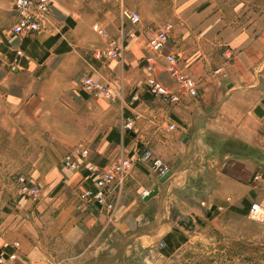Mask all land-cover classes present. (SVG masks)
<instances>
[{
	"label": "crops",
	"instance_id": "1",
	"mask_svg": "<svg viewBox=\"0 0 264 264\" xmlns=\"http://www.w3.org/2000/svg\"><path fill=\"white\" fill-rule=\"evenodd\" d=\"M148 1L124 5V0H115L111 10L99 4L100 12H89L83 0H52L48 19L34 32L37 43L43 45L66 26L49 49H55L60 41L72 47L76 45L74 32L94 22L109 32L98 47H105L109 40L123 44L117 59L101 61L90 76L110 86L111 96L103 100L111 109L122 103L134 125L124 133L118 122L111 123L98 139L87 141L86 160L103 166L136 158L145 150L151 156L133 165L120 188H112L109 198H115L117 204L109 218L104 209L78 198L92 182L86 171L67 169L51 150L29 152L25 177L40 188L36 199L20 196L15 183L0 177V250L16 255L2 264H98L120 248H150L159 246L169 234L176 240L183 236L185 239L177 240L172 250L167 243L160 248L161 255L170 256L188 240L183 221L198 215L206 205L229 206L226 201L236 197L233 192L244 191L241 182L233 181L225 169L224 160L230 153L224 150V143L235 141L245 147L263 138L258 134L264 119V10L260 1L169 0L170 10L165 12L157 10V4L156 10H148ZM131 11L140 16L135 25L128 21ZM168 22L172 28L157 54L155 75L176 88L164 67L165 56L173 54L177 70L190 75L198 90V96L183 94L175 103L146 92L142 65L149 39ZM12 39L4 36L9 45ZM71 51L48 57L53 70L25 73L15 68L3 73L0 121L15 128V135L24 126H55L56 96L67 91L62 77L67 71H61L62 62L69 59L65 54ZM25 74L32 79L28 85L38 89L33 94L38 95L35 102L27 98L31 93L24 82ZM73 78L69 81L71 89ZM79 91L83 99L93 97L80 86ZM44 94L48 95L47 109L38 104L45 100ZM170 124L175 128L169 129ZM112 130L116 140L107 137ZM215 150L218 155L213 154ZM19 155L23 159L22 150ZM153 159H159L169 172L163 181L151 167ZM209 186L210 197L206 195ZM154 187L157 192L145 199ZM244 197L242 193L240 200Z\"/></svg>",
	"mask_w": 264,
	"mask_h": 264
},
{
	"label": "rangeland",
	"instance_id": "2",
	"mask_svg": "<svg viewBox=\"0 0 264 264\" xmlns=\"http://www.w3.org/2000/svg\"><path fill=\"white\" fill-rule=\"evenodd\" d=\"M168 1L151 0L148 1L149 7L147 8L148 10H156L157 4V10L165 12L170 10L167 6ZM259 1L264 10V0ZM152 2L155 4L154 6L151 5ZM12 3L13 0H0V114L1 104L4 103L3 88L5 84H1L5 81L1 78L4 76L3 73L15 68L25 73L53 70V68H49L52 63H49L50 58L48 57L60 54L54 48L47 50L43 45L37 43L35 33L12 35L10 28L15 22ZM128 3H139V0H124V5ZM99 4L104 6V10H111L113 5L115 6V0H83L82 5H86L85 9L89 12H100ZM135 10L137 9L135 8ZM168 23H164L162 26ZM93 24L94 22L90 23L85 30L74 32L76 45L69 47L72 51L65 54L69 56V59L62 62L64 68L61 71H67L62 76L64 77V84L67 85L65 87L67 91L56 96L55 126H24L22 132L20 133L18 129V133L15 135V128L4 126L0 121V171L2 172L0 177L5 181L15 183L17 191L19 188L18 178L25 177L28 154L32 150L38 148L51 150L56 161L60 164L64 156L70 154L75 148L86 149L84 146L87 145V141H90L91 138L98 139L111 123L117 124L118 122V126L122 129L124 120L130 117L126 115V108L122 103L118 105L119 107L111 109L108 107L109 102L103 100L108 98L89 97L88 95V99L81 97L80 80L90 76L92 69H95V66L99 65L101 61L117 59L98 54L104 48L98 47L99 41L107 38L109 32L103 29L106 36H100L93 29ZM67 25L71 26L70 23ZM170 31L171 29L169 33ZM53 32L56 33V30L54 29ZM53 32L47 31L46 33ZM59 32L62 33L60 29ZM4 36L13 38L12 45L6 43ZM25 38L28 39V42L26 49H22V42ZM11 47L21 50L16 62L13 61L16 50ZM45 54L47 55L46 63L43 64ZM72 76L75 78V80L73 78L75 83L71 89L69 81H71ZM24 82L26 88L29 87V93H31L27 95V98H34L33 102H35L36 97H38V95L33 96L38 92V89L34 88L36 85H28L32 79L27 74L24 76ZM43 98L45 100H40L38 104L47 109L49 105L48 95L44 94ZM94 134L97 135L93 137ZM258 134L263 138L255 144H248L245 147L242 143L235 141L224 143V150L226 153H230L229 156L226 154L227 158L224 160L225 169L233 181L241 182L244 191L233 192L236 197L226 201V204L231 203L230 207L211 206L207 208L206 205L205 208L198 211V215H193V218L190 217L183 221V228L189 232L187 233V242L180 249L170 256H163L161 255V247L156 245L150 248H135L134 250L132 248L129 250L120 248L119 252L112 257L104 256L103 261L98 264H264V223L256 222L247 216L251 203L264 202V119L258 127ZM38 138H40L39 142L37 141ZM20 139L23 141L19 142ZM20 150L23 151V159L19 157ZM245 152L247 157L243 158ZM213 154L218 155L219 153L215 150ZM74 160L79 161V158ZM137 163L135 161L134 165ZM256 175L259 177L255 178ZM210 188L211 186L206 192L209 197L213 195L212 188ZM242 193L245 194V197L241 201ZM246 206L248 207L246 213L231 209L233 207L243 209ZM174 241H176L175 238Z\"/></svg>",
	"mask_w": 264,
	"mask_h": 264
},
{
	"label": "built area",
	"instance_id": "3",
	"mask_svg": "<svg viewBox=\"0 0 264 264\" xmlns=\"http://www.w3.org/2000/svg\"><path fill=\"white\" fill-rule=\"evenodd\" d=\"M52 0H13V10L15 13V22L10 30L12 35L32 34L39 31L43 23L48 19ZM128 20L131 24L139 23L140 16L136 11L128 13ZM171 24H165L149 39L148 52L142 59V65L146 72L145 90L153 97H158L165 102L175 103L180 101L183 94L189 96H198L197 84L190 76L177 70L176 58L173 54L165 56V71L176 86L172 89L170 85L160 81L155 75V68L157 65V54L163 49L168 40V33L171 29ZM93 29L98 32L100 36H106L105 31L98 25L94 24ZM123 50V44H117L114 41H109L106 47L98 52L99 55L107 58H118ZM16 62L21 50L15 51ZM80 89L84 93L93 97L109 98L111 96L110 86L107 83L94 80L91 76L84 77L80 82ZM135 99V97H134ZM134 120L127 117L123 124L122 130L128 132L132 130ZM175 128L174 124L169 125V129ZM73 156L80 160H74ZM88 150L84 148H75L70 154H67L62 159V165L72 171H86L92 178L89 186L85 187L78 193V198L86 203H92L104 209L109 218L113 217L117 201L114 198H109L112 188H120L128 177L135 161H145L150 158L151 153L148 150L141 152L136 158H122L109 162L103 166H99L94 162L86 160ZM151 167L163 175L166 168L162 165L159 159L151 160ZM259 176L256 175L255 178ZM19 188L18 193L29 198H37L40 194V188L27 178L21 176L18 178ZM118 191V190H117ZM147 192L144 191V194ZM247 216L259 223H264V202H253L250 205ZM161 248L165 247L163 241L159 242ZM16 255L14 252L8 253L5 250H0V264L6 260H14ZM33 264V263H30Z\"/></svg>",
	"mask_w": 264,
	"mask_h": 264
},
{
	"label": "trees",
	"instance_id": "4",
	"mask_svg": "<svg viewBox=\"0 0 264 264\" xmlns=\"http://www.w3.org/2000/svg\"><path fill=\"white\" fill-rule=\"evenodd\" d=\"M67 28H66V26H64L62 29H61V32H64L65 30H66ZM59 37H60V33H57V34H55L54 36H51V37H49L47 40H45L44 42H43V46L45 47V48H47V49H49L55 42H57V40L59 39ZM28 42V39L27 38H25L24 40H23V42H22V49H26V43ZM67 50H69V47L68 46H66L65 45V42H63V41H61L60 43H59V45L55 48V51L57 52V53H61V52H63V51H67ZM47 55L45 54L43 57L45 58ZM115 134H116V131L115 130H112L109 134H108V139L109 140H112V139H117L116 137H115ZM244 201V200H243ZM247 206L245 207V208H243V209H239V208H237V207H233V208H231V209H233V210H235V211H237V212H241V213H246V211H247ZM245 209V210H244ZM185 238L183 237V236H180V237H178V241H183ZM165 241V245H166V243L168 244V246L171 248L172 246L174 247L175 245H177L178 244V242H177V240L176 241H174V239L173 238H171V235L169 234V235H167L166 237H165V239H164ZM173 248H171V250H172Z\"/></svg>",
	"mask_w": 264,
	"mask_h": 264
},
{
	"label": "water",
	"instance_id": "5",
	"mask_svg": "<svg viewBox=\"0 0 264 264\" xmlns=\"http://www.w3.org/2000/svg\"><path fill=\"white\" fill-rule=\"evenodd\" d=\"M260 109H258L257 111H259ZM261 113V112H260ZM169 175V172H166L165 174L162 175V177L160 178L161 181H163L167 176ZM157 192V187H154L152 190H150L146 196L145 199L151 197L152 195H154Z\"/></svg>",
	"mask_w": 264,
	"mask_h": 264
}]
</instances>
